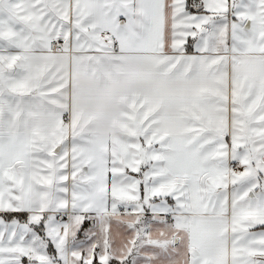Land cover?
<instances>
[{
	"label": "snow or ice",
	"instance_id": "obj_1",
	"mask_svg": "<svg viewBox=\"0 0 264 264\" xmlns=\"http://www.w3.org/2000/svg\"><path fill=\"white\" fill-rule=\"evenodd\" d=\"M0 264H264V0H0Z\"/></svg>",
	"mask_w": 264,
	"mask_h": 264
}]
</instances>
